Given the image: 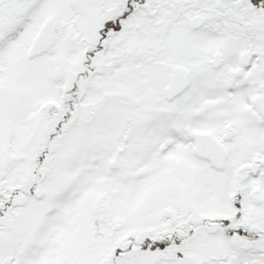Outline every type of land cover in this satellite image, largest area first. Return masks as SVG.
<instances>
[{"label": "snow or ice", "instance_id": "1", "mask_svg": "<svg viewBox=\"0 0 264 264\" xmlns=\"http://www.w3.org/2000/svg\"><path fill=\"white\" fill-rule=\"evenodd\" d=\"M0 264H264V0H0Z\"/></svg>", "mask_w": 264, "mask_h": 264}]
</instances>
